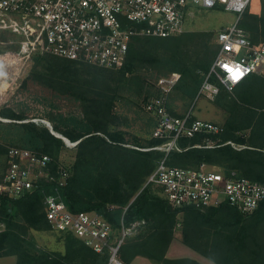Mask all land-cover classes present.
Returning a JSON list of instances; mask_svg holds the SVG:
<instances>
[{
	"label": "trees",
	"instance_id": "trees-1",
	"mask_svg": "<svg viewBox=\"0 0 264 264\" xmlns=\"http://www.w3.org/2000/svg\"><path fill=\"white\" fill-rule=\"evenodd\" d=\"M261 13H264V0L260 4L253 0L241 20V26L257 46L264 44V16H259ZM203 33L189 30L167 38L134 36L121 69L48 53L34 55L31 80L77 96L93 110L90 119L73 118L79 124L75 128L53 124L56 132L72 142L80 141L74 146L76 156L72 165H62L59 159L62 150L68 147L67 143L52 134L43 123L12 122L18 128L22 146L51 157L54 174L61 165L68 169L67 184L60 190L70 210L97 212L116 230L121 228L122 221L126 225L146 221L140 232L128 237L120 249L126 264H131L138 256L160 264H201L191 258L167 257L178 224L183 242L204 253L214 264H264V201L249 214L228 204L205 210L192 206L175 208L158 194L159 190L153 184L146 185L148 177L165 157L170 166L197 167L207 163L226 173L235 170L241 176L264 182V76L250 75L232 93L218 83L220 92L215 101L228 114L222 131L180 137L177 144L181 150L173 149L169 153L159 149L142 150L146 147L137 141L129 142L124 132L108 129V114L127 78L131 81L140 65L159 61L151 49L137 44L143 40L170 50L171 68L182 74V82L179 81L175 88H184L191 100L197 97L219 46L216 45L217 51L206 50L195 60L180 51L185 39L192 36L199 39ZM258 38L262 39L260 44H257ZM204 47L209 45L205 43ZM128 74L132 77H127ZM213 81L217 82L216 79ZM104 100L109 103L105 105ZM0 116L18 121L25 119L24 115L10 109L0 111ZM165 142L163 138L154 137L147 148L162 146ZM208 142H214L213 146ZM7 153L6 145L0 143V156L6 161ZM56 188L55 182L42 180L39 188L24 197L0 196V224H5V229L0 232V257L16 256L17 264H107V253H97L72 233L64 234V252L39 250L27 237L28 229L51 230L44 198Z\"/></svg>",
	"mask_w": 264,
	"mask_h": 264
},
{
	"label": "built area",
	"instance_id": "built-area-1",
	"mask_svg": "<svg viewBox=\"0 0 264 264\" xmlns=\"http://www.w3.org/2000/svg\"><path fill=\"white\" fill-rule=\"evenodd\" d=\"M253 0H0V33L16 36L20 51L15 57L31 58L37 53L53 54L105 68L121 69L126 62L134 36L175 37L186 31V20L195 16L192 6L221 9L237 14L231 25L215 31L219 46L217 57L196 97L213 100L220 92L218 83L228 90L250 75L264 73V44L252 43L241 20ZM8 56V55H6ZM0 63L14 65V59L0 55ZM239 70V79L233 73ZM7 74L4 72V75ZM181 79L172 73L161 77L157 86L162 95L151 98L145 110L156 119L154 137L163 138L159 149L169 153L178 147V139L197 132H220L213 123L194 119L191 113L173 115L167 107L169 94ZM216 79L217 82H214ZM1 119V118H0ZM214 142H208L213 146ZM235 148L240 146L230 142ZM52 159L23 148H10L7 164L0 171V196L21 198L40 187V181L55 182L54 192L44 198L46 217L54 230L71 232L97 253H107V264H126L120 249L126 239L137 235L146 224L138 220L130 225L122 221L116 230L103 215L93 211L74 212L65 202L60 188L66 186L70 172L60 166L57 174L50 169ZM161 188L175 208L205 210L228 204L249 214L264 201V182L226 173L218 166L202 163L198 167L170 166L166 157L148 177L146 185ZM5 224H0V232Z\"/></svg>",
	"mask_w": 264,
	"mask_h": 264
},
{
	"label": "rangeland",
	"instance_id": "rangeland-1",
	"mask_svg": "<svg viewBox=\"0 0 264 264\" xmlns=\"http://www.w3.org/2000/svg\"><path fill=\"white\" fill-rule=\"evenodd\" d=\"M261 1L262 0H258L259 4ZM191 11L194 12L195 16L186 20L185 28L187 30L204 32V36L199 39L198 36H192V38L188 37L185 39L182 43L180 53L195 60L204 55L206 50L208 52L211 50L217 51V43L214 32L234 23L237 20V14L233 12H226L221 9L205 10L200 9V7L197 6H192ZM259 16H264V13L259 14ZM259 40L261 41L262 39L258 38L257 44L261 43ZM16 41L17 38L15 35L4 32L0 33V55H4L5 59L7 57L8 59L13 58V63H17L14 65H5L3 62L0 63V72L7 73L0 76V111L10 109L19 115H24L25 119L18 121L0 116V121H2L0 122V143L6 145L7 150L13 147L32 150L31 148L22 146L23 140H21L18 128L14 126L12 122L34 121L36 123H43L42 121H48L52 124V126L56 123L60 124L64 128H75L79 124L74 122L72 119H90V113L93 108L91 105L86 106V102L84 103V100L77 96L56 91L31 80L29 76L34 67V55L27 59L24 57H15L21 48L19 43ZM205 43H207L209 47L205 48ZM137 44L143 48L151 49L159 58V61L140 65L137 67L131 81L128 82L127 78L126 84L122 85V88L120 89L112 112L108 114V129L122 131L125 133V137L129 142L134 143L137 141L142 146L144 145L147 148L149 140L154 138L157 124L155 117L148 113L144 106L149 99L157 98L162 95L157 86L158 80L161 77L175 72L179 74L181 73L178 70H173L171 68L172 64L169 63L171 52L163 45L148 43L144 40ZM0 59L3 60L2 58ZM199 73L201 74V72ZM262 76H264V73ZM127 77H132V74H128ZM181 80L182 77L180 81ZM230 92L232 93L233 91ZM185 93L186 91L184 88H175L172 90L167 99L168 110L176 116H184L191 113L194 119L211 122L215 124L220 131H222L228 116L226 110L221 108L216 103L215 99L210 100L207 98H200L196 101V97L194 100H191ZM104 103L107 105L109 101L104 100ZM67 146L68 147L63 149L60 154L59 159L62 165H72L75 161L76 150L74 146L68 144ZM6 162V158H3L1 155L0 171H3L6 168ZM187 167L195 168V166ZM50 169L52 171V165L50 166ZM154 187L157 191L159 190L158 194L164 196L160 187ZM180 228L181 226L177 225V233L180 232ZM176 232L175 236L177 234ZM66 233L71 232H61L54 230L53 228H51L50 231L28 229L27 237L34 242L39 250L64 252V234ZM190 248L184 246L182 242L176 238L168 253V257L196 256L199 259H193L199 263H209L207 260L210 261L211 259H209L204 253L192 248L196 251L195 253ZM210 262L212 263L213 260ZM0 264H17V257H0ZM134 264L160 263H149L146 258L142 257Z\"/></svg>",
	"mask_w": 264,
	"mask_h": 264
},
{
	"label": "crops",
	"instance_id": "crops-1",
	"mask_svg": "<svg viewBox=\"0 0 264 264\" xmlns=\"http://www.w3.org/2000/svg\"><path fill=\"white\" fill-rule=\"evenodd\" d=\"M178 225H180V224H178ZM181 226V225H180ZM177 230V229H176ZM182 231H181V228H180V232L179 233H177L176 234V236H175V238L173 239V241L171 242V245H170V247H169V249H168V251H167V257H168V253H169V251H170V249H171V246H172V244H173V242H174V240L176 239V238H178L179 239V241L180 242H182V244L184 245V246H186V247H188V248H190V246H188L187 244H185L184 242H183V238H182V233H181ZM190 249H192V248H190ZM195 253H196V251L194 250V249H192ZM139 258H142V256H138V257H136L132 262H131V264H134L135 262H137V260H139ZM143 258H146V257H143ZM169 258V257H168ZM174 258H191V259H193V258H195V259H199L198 257H196V256H193V257H181V256H175V257H172L171 259H174ZM148 261H149V263H157V262H154V261H152V260H150V259H148V258H146ZM207 260V259H206ZM211 261V260H210ZM209 260H207V262H209L208 264H214L213 262L211 263ZM202 264H207V263H204V262H202Z\"/></svg>",
	"mask_w": 264,
	"mask_h": 264
},
{
	"label": "water",
	"instance_id": "water-1",
	"mask_svg": "<svg viewBox=\"0 0 264 264\" xmlns=\"http://www.w3.org/2000/svg\"><path fill=\"white\" fill-rule=\"evenodd\" d=\"M51 131L52 134H54L56 137L62 138L68 145H77L80 141L76 142V143H72L71 140L67 137H65L64 135L56 132L52 126V124L48 121H42Z\"/></svg>",
	"mask_w": 264,
	"mask_h": 264
},
{
	"label": "snow or ice",
	"instance_id": "snow-or-ice-1",
	"mask_svg": "<svg viewBox=\"0 0 264 264\" xmlns=\"http://www.w3.org/2000/svg\"><path fill=\"white\" fill-rule=\"evenodd\" d=\"M241 74L242 73H240L239 70H237L236 72L233 73V79H239Z\"/></svg>",
	"mask_w": 264,
	"mask_h": 264
},
{
	"label": "clouds",
	"instance_id": "clouds-1",
	"mask_svg": "<svg viewBox=\"0 0 264 264\" xmlns=\"http://www.w3.org/2000/svg\"><path fill=\"white\" fill-rule=\"evenodd\" d=\"M4 75V73L3 72H0V76H3Z\"/></svg>",
	"mask_w": 264,
	"mask_h": 264
}]
</instances>
